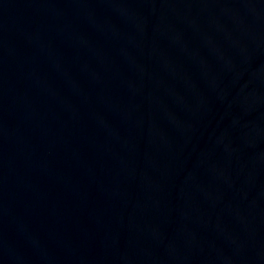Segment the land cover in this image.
Returning <instances> with one entry per match:
<instances>
[{"label":"water","instance_id":"95a60500","mask_svg":"<svg viewBox=\"0 0 264 264\" xmlns=\"http://www.w3.org/2000/svg\"><path fill=\"white\" fill-rule=\"evenodd\" d=\"M0 264H264V0H0Z\"/></svg>","mask_w":264,"mask_h":264}]
</instances>
